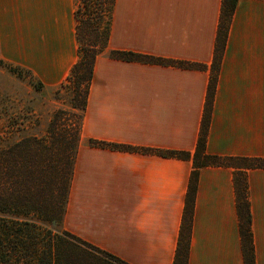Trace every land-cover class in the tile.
I'll return each instance as SVG.
<instances>
[{
    "label": "crops",
    "instance_id": "0c3cea01",
    "mask_svg": "<svg viewBox=\"0 0 264 264\" xmlns=\"http://www.w3.org/2000/svg\"><path fill=\"white\" fill-rule=\"evenodd\" d=\"M222 0H116L108 49L203 65L94 64L63 228L126 264H172L206 105ZM73 0H0V59L44 88L77 60ZM88 140L186 151L187 160ZM205 153L264 159V0H238ZM235 166L198 169L187 264H244ZM254 264H264V168L245 171Z\"/></svg>",
    "mask_w": 264,
    "mask_h": 264
},
{
    "label": "trees",
    "instance_id": "16d2710c",
    "mask_svg": "<svg viewBox=\"0 0 264 264\" xmlns=\"http://www.w3.org/2000/svg\"><path fill=\"white\" fill-rule=\"evenodd\" d=\"M238 0H222L211 75L200 133L193 155L180 235L172 264H187L198 169L235 166L234 187L244 264H254L245 171L264 168V159L219 157L205 153L217 68L230 19ZM115 0H74L77 60L60 85L69 92L67 107L57 108L39 134L0 147V264H126L63 228L74 161L96 59L108 57L143 64L203 69L200 64L168 60L132 51L108 49ZM16 68H21L15 66ZM24 69V68H21ZM30 78L32 74L24 69ZM36 81V80H35ZM36 90L44 86L36 81ZM90 146L155 153L187 160L186 151H167L88 140Z\"/></svg>",
    "mask_w": 264,
    "mask_h": 264
},
{
    "label": "rangeland",
    "instance_id": "374dc122",
    "mask_svg": "<svg viewBox=\"0 0 264 264\" xmlns=\"http://www.w3.org/2000/svg\"><path fill=\"white\" fill-rule=\"evenodd\" d=\"M113 13L114 9L112 17ZM35 82L24 69L0 59V147L28 134H39L57 108L67 107L69 92L60 86L62 83L36 90Z\"/></svg>",
    "mask_w": 264,
    "mask_h": 264
}]
</instances>
